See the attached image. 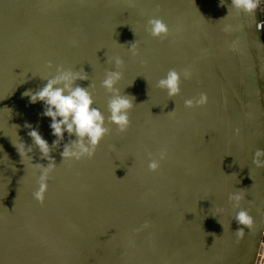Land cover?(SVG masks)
Segmentation results:
<instances>
[{"label":"water","instance_id":"1","mask_svg":"<svg viewBox=\"0 0 264 264\" xmlns=\"http://www.w3.org/2000/svg\"><path fill=\"white\" fill-rule=\"evenodd\" d=\"M154 18L167 35H151ZM261 22L264 9L247 13L232 0H0V264H256L264 234V168L253 162L264 150ZM116 58L124 61L116 87L135 97L127 131L106 121L94 157L64 159L62 143L54 160L42 158L25 125L50 145L56 138L43 103L23 93L43 87L57 67L84 70L89 80L77 83L93 85L107 118L112 94L102 81ZM171 70L181 76L176 96L158 86ZM24 143L32 151L22 159ZM49 163L41 202L34 193ZM234 193L244 197L238 205ZM240 210L254 227L237 224Z\"/></svg>","mask_w":264,"mask_h":264},{"label":"clouds","instance_id":"2","mask_svg":"<svg viewBox=\"0 0 264 264\" xmlns=\"http://www.w3.org/2000/svg\"><path fill=\"white\" fill-rule=\"evenodd\" d=\"M232 3L236 9H241L247 13H255L257 9H264V0H232ZM258 27H264V22L259 23ZM149 31L152 36L159 38L167 35L169 29L161 19L154 18L149 21ZM132 44L134 45L135 42ZM132 51L133 54H137L135 48ZM123 63L124 61L121 58H116L115 70H109L102 81V86L112 94L108 105L110 116L107 118L95 106V100L89 90L93 85L82 87L77 83L78 81L89 80L88 73L84 70L81 72L65 69L63 66L57 67L55 75L48 78L41 77L47 81L43 87L36 91L29 89L23 93L24 97L29 98V103H43L44 110L41 115L50 118L51 134L56 138L50 145L37 128L30 124L25 125V127L31 129L28 135L32 138L35 146L39 148L42 158L54 160L51 156L52 148H59L62 143L61 155L64 159L74 158L79 160L84 157H94L96 149L110 132V129L106 126V121L115 124L120 132L127 131L130 126L129 112L134 107L135 97L121 94L119 88L116 87L122 79V72L119 69ZM49 67H52V65L49 64ZM187 75L185 73V77ZM180 81V74L175 70H171L165 78L159 81L158 86L166 89L170 96H176L180 93ZM205 101L206 97H202L199 103L203 104ZM185 103L189 107L193 105L191 100ZM65 133L68 134L69 138L75 137V139H69L67 143H64ZM17 149L22 159L28 157L32 151V147L25 143ZM165 157L166 153L162 152L160 159L162 160ZM253 162L257 167L264 168V150H257ZM53 167L51 163L46 167L44 165L42 167L41 187L34 193L35 198L41 202L44 199L45 181ZM149 168L156 171L159 168V160H151ZM242 199L244 197L240 193H234L230 196V200H234L237 205ZM235 219L238 225L248 229L254 227V219L246 210H240ZM244 227H239L237 230L238 235L241 237L245 234Z\"/></svg>","mask_w":264,"mask_h":264},{"label":"built area","instance_id":"3","mask_svg":"<svg viewBox=\"0 0 264 264\" xmlns=\"http://www.w3.org/2000/svg\"><path fill=\"white\" fill-rule=\"evenodd\" d=\"M256 264H264V234H263L261 249H260L258 260H257Z\"/></svg>","mask_w":264,"mask_h":264}]
</instances>
